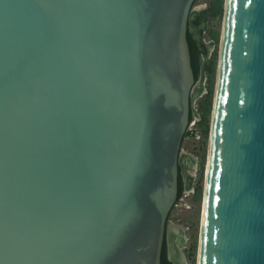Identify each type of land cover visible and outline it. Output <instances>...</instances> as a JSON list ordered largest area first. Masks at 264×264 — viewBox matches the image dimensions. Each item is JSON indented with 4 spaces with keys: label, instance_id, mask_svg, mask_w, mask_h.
<instances>
[{
    "label": "water",
    "instance_id": "water-1",
    "mask_svg": "<svg viewBox=\"0 0 264 264\" xmlns=\"http://www.w3.org/2000/svg\"><path fill=\"white\" fill-rule=\"evenodd\" d=\"M195 2L0 0V264L161 263ZM205 173L196 264H264V0H224Z\"/></svg>",
    "mask_w": 264,
    "mask_h": 264
},
{
    "label": "rangeland",
    "instance_id": "rangeland-1",
    "mask_svg": "<svg viewBox=\"0 0 264 264\" xmlns=\"http://www.w3.org/2000/svg\"><path fill=\"white\" fill-rule=\"evenodd\" d=\"M211 0H196L193 5L197 7L201 4H207L208 8L210 6ZM223 7L224 0L222 2V14L220 17H209L207 26L205 29L204 39L211 46L209 47V51L211 52V57L213 56V64L214 71L208 75V78L204 80L203 86V97L199 100H193V107L196 109V115L191 119L187 131L190 132L189 135L185 133V137L182 140L181 150L184 151V154L187 153L193 156L196 159L195 167L191 169V171L196 173V177L198 175L199 178L202 179L201 182V194L200 196L195 192L196 186V177L194 180L193 189L190 191H185L184 194L180 196V198L176 201L174 207L172 208L168 223L169 225H174L180 228V238L176 237L178 241L183 238L184 245L182 248L178 246L179 249V257L178 264H196L197 261V250H198V242L200 236V227H201V219H202V202H203V188H204V179H205V165H206V157H207V147H208V139H209V130H210V119L212 113V104H213V96L216 85V72H217V63H218V54H219V46H220V36L222 32V20H223ZM203 85V83H202ZM208 93L210 97L208 96ZM207 94V95H206ZM210 99V103L208 100ZM207 114V124L204 126L201 124L202 114ZM198 116L200 120H198ZM186 155V154H185ZM186 158L191 160V164L194 161L186 155ZM185 162L182 164L184 165ZM190 172V176L193 175ZM191 179V177H190ZM191 181V180H190ZM191 185V182H190ZM190 188L189 186L187 187ZM184 229V230H183ZM173 242L174 245L177 246V241ZM195 241L194 250H191L193 243ZM174 247V246H173ZM175 249V247H174ZM193 252V255L191 254ZM181 254H183L184 258H182ZM181 261V262H180ZM173 263V262H172Z\"/></svg>",
    "mask_w": 264,
    "mask_h": 264
},
{
    "label": "flooded vegetation",
    "instance_id": "flooded-vegetation-1",
    "mask_svg": "<svg viewBox=\"0 0 264 264\" xmlns=\"http://www.w3.org/2000/svg\"><path fill=\"white\" fill-rule=\"evenodd\" d=\"M208 9L209 8H208L207 4H201L197 7H194L192 9V13H191V16H190L189 21H188V33L191 36L193 55H194L193 58H194V64H195V69H196V73H195V77H194V80H195L194 88L196 87V85L199 82H200L201 88H203L204 80L208 78V75L210 74L209 68L213 62V56H212V58H210L211 52L209 51V47L211 45L209 43H207L206 40L204 39V34L206 32L205 29H206L208 18H209L208 17ZM202 83H203V85H202ZM194 88H193V90H194ZM202 90L200 92H198L197 94H194V96H192V98H191L190 121L196 115V109L193 107V100L195 99L197 101L203 97ZM198 120H200L199 116H198ZM186 134L189 135L190 132L186 131ZM185 136L186 135H184V137ZM182 152L184 153V151L181 150V152H180L179 175H178V178L180 180V193H181L180 196L182 194H184L185 191H190L193 189V186H194L193 183H194V180L196 177V173L194 172V174H193L191 169H192V167L193 168L195 167V165H196L195 163L197 162L196 159L193 158V156H191L187 153H185V154L188 155L189 157H191V159L194 161V163L191 164L190 158L187 159L186 155H185V158L182 162V159H181V153ZM184 162H185V164L182 165ZM190 172L193 175L190 176ZM190 177H191V179H190ZM196 178H197L196 179V183H197L198 175ZM190 182H191V185H190ZM188 186L190 187L189 189L187 188ZM195 188H196V186H195ZM180 235L181 234L178 235L179 238L181 237ZM168 236H169V230H168ZM178 240L176 239L177 246H179ZM181 240H183V238H181ZM177 246L174 245V247H175V249H174L173 245L171 244V242L169 240V237H167L166 244L164 245V247H165V258L169 264H177L176 261H177L178 257L180 256L179 252H178L179 249ZM167 250H168V256H167ZM171 253H174L176 255L177 259H175V258L171 259V257H170ZM167 257H169L170 261L168 260Z\"/></svg>",
    "mask_w": 264,
    "mask_h": 264
},
{
    "label": "trees",
    "instance_id": "trees-1",
    "mask_svg": "<svg viewBox=\"0 0 264 264\" xmlns=\"http://www.w3.org/2000/svg\"><path fill=\"white\" fill-rule=\"evenodd\" d=\"M222 2L223 0H211L209 9H208V17H220V15L222 14ZM187 42H188V47H189V52H190V59H191V67H192V71H193V75L195 77V73H196V69H195V64H194V58H193V47H192V41H191V36L189 35V33H187ZM209 73H213L214 71V64L212 62V65L209 68ZM208 96L210 97L209 93ZM208 102L210 103V99L208 100ZM201 124L204 126L205 124H207V114H202L201 117ZM201 182L202 179L198 177L197 183H196V188H195V192L197 195L200 196L201 194ZM180 180L178 178V194H177V199L180 197ZM203 195V194H202ZM195 247V241L193 243V246L191 247V250H194ZM193 255V252L191 253ZM160 264H169L168 261L165 258V247H163V251H162V256H161V263Z\"/></svg>",
    "mask_w": 264,
    "mask_h": 264
},
{
    "label": "bare ground",
    "instance_id": "bare-ground-1",
    "mask_svg": "<svg viewBox=\"0 0 264 264\" xmlns=\"http://www.w3.org/2000/svg\"><path fill=\"white\" fill-rule=\"evenodd\" d=\"M202 89L201 86H200V82L196 85V87L194 88L193 92H192V96H194V94H197L198 92H200ZM185 158V154L182 152L181 153V159H182V162ZM206 175V173H205ZM204 191H205V179H204V188H203V199H204ZM202 208H203V202H202ZM201 228V227H200ZM180 228L177 227V226H174V225H169V240L171 242V244L174 246L173 242L175 241L176 237H178V235L180 234ZM200 244H201V239H200V236H199V242H198V251H197V254H198V257H197V260H199V256H200ZM178 247V246H177ZM171 259H177L176 255L174 253H171ZM177 264L179 263L178 259H177ZM181 262V261H180Z\"/></svg>",
    "mask_w": 264,
    "mask_h": 264
}]
</instances>
